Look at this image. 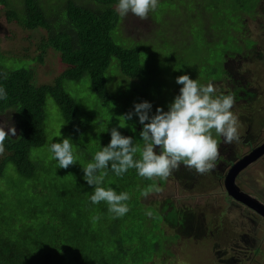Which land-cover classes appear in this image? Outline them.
Returning <instances> with one entry per match:
<instances>
[{"label": "rangeland", "instance_id": "1", "mask_svg": "<svg viewBox=\"0 0 264 264\" xmlns=\"http://www.w3.org/2000/svg\"><path fill=\"white\" fill-rule=\"evenodd\" d=\"M63 2L66 0H49L47 3L52 9H57ZM201 8L203 11L200 12ZM259 9L260 12L255 17L263 26L246 16V29L243 32L245 37L256 43L253 51V56L257 55L256 62L249 61L248 57H242V61L230 62L224 69L229 74L228 81L231 83L226 82V79L213 83L221 93L231 94L235 98L231 111L239 119V140L228 145L223 143L222 137H215L220 141L218 158L221 161L215 164L213 170L201 175L181 166L167 180L155 181L163 189L162 192L141 196V201L146 205H155L158 211L163 210L165 214L172 216L168 229L172 228L171 223L181 221L185 209L205 208L197 211L196 218L199 220L194 218L186 221L195 230L200 222L203 230L206 223L208 234L203 233L198 237L204 248L202 247L201 259H195L197 264H227L225 259L232 257L235 264L237 258L231 251L213 255L211 237L212 233L218 232L221 235L227 232L230 237L238 238L242 245L234 252L242 260L243 253L245 254V264H264V218L227 196L223 187V176L231 161L264 141V30L261 31L264 27V0L259 3ZM7 11L0 5V67H30L35 85L52 84L66 65L61 62L59 53L52 48H47L41 60L39 59L45 29H25L17 20L8 19ZM202 12L208 13L210 25L215 24L211 20L215 14L205 5L204 0H158V7L149 12L146 20H140L131 13L123 18L119 16V23L112 30L111 37L122 48L134 47L140 51L142 67L138 75L135 78L124 76L118 60L111 58L104 72L105 90L110 94L108 102L100 101L91 92L87 75L77 82H64V90L74 98L77 105V117L88 126L76 144L70 139L76 163L67 169L59 168L58 161L52 158L49 151L50 142H58L70 136L59 107L47 96L43 104L46 140L42 146L31 150V158L37 157L35 176L23 178L14 166L7 164L5 175L0 179V191L9 195L11 201L0 197V204L4 203L9 208V202L14 204L16 195L22 196L25 202L30 196V200L35 203L41 192L44 194L43 200H53V191L44 186H52L54 182L51 176L57 174L64 182L71 181L69 189L74 200L85 207L91 206L89 195L94 192V188L83 179L82 167L94 162L95 153L105 145L103 140H110V129L116 127L122 135L133 138L134 146H143L139 135L142 125L133 111L134 102H150L152 109L149 115L155 114L157 106L167 111L168 104L179 94L181 85L175 82L177 76L187 74L201 83L221 78L218 70H222L224 54L221 58L220 53L225 45V50H233V45L226 42L219 47L218 40H214L203 49L199 25ZM184 26L187 31L182 35L180 29ZM244 43L248 47L250 40L246 38ZM181 50L185 53L180 52ZM195 63L200 65V74ZM212 66L214 72L206 79L204 74H210ZM129 112H132V118L126 121L127 126L119 127V124L125 122L123 115ZM0 121L11 123L17 134L16 121L9 109L0 114ZM3 154H0V159ZM235 182L243 191L264 203V155L245 168ZM213 224L218 231L213 229ZM222 238L225 240L224 236ZM220 244L226 245L227 241L221 240ZM225 249L227 250H220ZM174 252L178 255V259L172 260L174 264H180V259L186 256L199 255L195 250H190L187 244L184 247L178 246Z\"/></svg>", "mask_w": 264, "mask_h": 264}, {"label": "trees", "instance_id": "2", "mask_svg": "<svg viewBox=\"0 0 264 264\" xmlns=\"http://www.w3.org/2000/svg\"><path fill=\"white\" fill-rule=\"evenodd\" d=\"M47 2L49 0H0V5L8 10V19L17 20L25 29H45V39L40 44V60L45 50L52 48L66 65L52 84L41 85L33 83L30 67H0V86L8 94L7 100H0V114L9 109L17 127V134L4 141L5 151L0 159L1 180L7 164L14 166L23 178L35 176L37 157L31 158V150L42 146L46 140L43 104L47 96L59 107L66 131L74 144L87 129V124L77 117L74 98L63 88L66 80L77 82L87 75L91 92L100 101L108 102L110 94L105 90L104 72L111 58L118 60L121 73L128 78H135L142 67L137 48H122L111 37L112 30L119 23L114 7L118 0H66L57 9H52ZM204 3L215 14L211 18L215 24L210 25L208 13H201L199 25L203 49L214 40H218L219 47L226 42L233 45V50H225L226 45L223 47L220 53L221 58L224 54L223 66L218 70L221 78L212 83L224 79L231 83L225 65L242 61V57H248L249 61L257 60V55L253 56L256 43L245 37L243 32L246 16L263 26L255 17L260 12L262 0H204ZM196 7L199 9L198 5ZM174 29L178 30L177 27ZM263 30L264 27L261 28ZM186 31V26L180 29L182 35ZM246 38L250 40L248 47L244 43ZM180 52L185 53L183 50ZM195 67L199 73L200 65L195 63ZM212 68L210 74H204L206 79L214 72V66ZM109 141L103 140L102 143L107 146ZM134 158L138 159L139 155ZM102 171L107 172L103 187L130 194L126 202L130 209L128 213L114 218L105 202L85 207L73 199L69 189L71 181L64 182L54 174L51 176L54 184L44 186L53 191V200H43L41 192L35 203L30 196L25 202L22 196L16 195L14 204L9 202V208L4 203L0 204V264H170L174 258L178 259L174 249L185 244L199 255L186 256L180 259V264H197L195 259H201L204 248L198 237L208 234L206 223L202 230L199 221L195 230L186 221L198 219L197 211L205 208L185 209L181 221L171 223L173 226L168 229L172 216L141 201L142 190L153 180L140 177L135 169L117 176L111 170V164ZM0 197L11 201L10 196L2 191ZM148 211L151 216L146 214ZM97 216L99 220L94 219ZM212 226L219 230L214 224ZM212 234L213 255L231 251L237 258L235 264H245V254L242 260L234 252L242 245L238 238L230 237L227 232L224 235L220 232ZM221 240L227 244L221 245ZM222 248L227 250H220ZM179 251L183 252L180 248ZM225 260L227 264H234L233 257Z\"/></svg>", "mask_w": 264, "mask_h": 264}, {"label": "clouds", "instance_id": "3", "mask_svg": "<svg viewBox=\"0 0 264 264\" xmlns=\"http://www.w3.org/2000/svg\"><path fill=\"white\" fill-rule=\"evenodd\" d=\"M158 7V0H118L115 6L117 14L123 18L129 13L140 20L148 19L149 12ZM175 82L181 85L179 94L175 95L167 106V111L157 106L155 114L149 115L152 105L141 101L133 105L142 129L139 133L143 146H134L131 136L122 135L116 127L110 130V141L94 155V162L83 168V179L94 188L90 200L93 204L105 202L108 212L114 218L123 217L129 212L130 199L128 192L117 193L113 188L102 186L109 167L117 176H122L129 169L154 182L141 195L160 193L162 188L155 182L167 180L181 166L206 174L215 168L220 155V141L232 144L239 140V119L231 111L235 98L231 94L218 93L212 82L201 83L187 74L179 75ZM8 94L0 86V100H7ZM126 121L132 118V112L123 115ZM7 129V131L5 130ZM16 135L15 127L0 121V154L5 151L4 141ZM60 135V133H59ZM158 149V151H157ZM49 151L52 158L58 161L59 168L67 169L76 163L70 138L50 142ZM139 153V158H134ZM151 216L150 211L146 212ZM99 220L100 217H94Z\"/></svg>", "mask_w": 264, "mask_h": 264}, {"label": "water", "instance_id": "4", "mask_svg": "<svg viewBox=\"0 0 264 264\" xmlns=\"http://www.w3.org/2000/svg\"><path fill=\"white\" fill-rule=\"evenodd\" d=\"M263 155L264 141L252 148L249 152L234 160L223 176V187L229 197L247 206L264 218V203L260 202L256 197H253L249 193L243 191L235 182L239 174L245 168L261 158Z\"/></svg>", "mask_w": 264, "mask_h": 264}, {"label": "flooded vegetation", "instance_id": "5", "mask_svg": "<svg viewBox=\"0 0 264 264\" xmlns=\"http://www.w3.org/2000/svg\"><path fill=\"white\" fill-rule=\"evenodd\" d=\"M221 161V159H217V161H216V164L218 163V162H220ZM257 161V160H256ZM233 161H231V163H232ZM231 163H230V165H231ZM226 164H228V162H227V160H226ZM230 167V166H229ZM248 193V192H247Z\"/></svg>", "mask_w": 264, "mask_h": 264}, {"label": "bare ground", "instance_id": "6", "mask_svg": "<svg viewBox=\"0 0 264 264\" xmlns=\"http://www.w3.org/2000/svg\"><path fill=\"white\" fill-rule=\"evenodd\" d=\"M4 118V117H3Z\"/></svg>", "mask_w": 264, "mask_h": 264}]
</instances>
